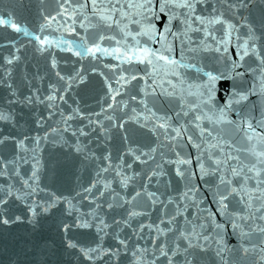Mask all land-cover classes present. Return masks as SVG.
<instances>
[{
	"label": "snow or ice",
	"instance_id": "obj_1",
	"mask_svg": "<svg viewBox=\"0 0 264 264\" xmlns=\"http://www.w3.org/2000/svg\"><path fill=\"white\" fill-rule=\"evenodd\" d=\"M217 2L225 11L237 17L239 10L247 8L253 0ZM57 7L59 11L56 15L43 17L45 23L40 25V32L43 33L46 26L57 22V16L61 17L64 24L61 26L57 22L58 26L75 34L76 38L57 42V48L71 53L79 61L87 59L103 63L105 58H110L118 62L104 64L113 73L111 78L105 77L104 81L106 94L112 100L107 107L111 109L113 105H118L123 110L127 102L118 104L116 97L131 88L135 89V94L129 91V99L137 101L139 97L137 103L143 109L136 116L127 118L133 120L138 125L137 128H128L125 126L126 121L114 119L113 116L105 117L111 122L109 128H105L98 120H89V125L99 124L106 139H111L109 133L112 128L123 129L121 146L127 155L140 163L147 162L141 157H152L129 146L133 137L141 130H146L157 142L163 137L169 142L171 153L175 157L166 159L165 163L174 165L175 176L184 182V190L177 191L175 198L169 197L167 202L158 201L156 193L141 189L151 206L160 202L165 203V206L174 204L175 208L172 213L163 212L164 218L160 220V224L166 223L169 227L138 224L139 230L146 226L149 229L155 228L156 236L152 237L153 259L147 261L145 256L148 249L137 245L131 251L134 259L129 264H157L159 257H163L166 264H177V259L179 264H207L210 251L216 258L215 264H236L234 259L225 255L226 246H222L221 238L224 224L213 219L215 213L203 217L193 213L194 219L185 215L192 206H196L201 214L206 211L199 208V201L196 199L199 187L191 183L196 172L189 168L193 163L191 154L184 152L189 146L196 152L195 163L200 179L212 189L217 211L226 218L225 224H230L233 232L240 237L243 252H249L243 241L253 233L260 234V243L264 245V8L251 19L237 17L238 22H234L225 17V11L218 10L209 0H77L75 3L73 0H63ZM81 16L83 19H80ZM77 23L84 29L83 35L77 31ZM0 27L29 35L27 28L11 18V13L7 16L0 15ZM233 37L235 51L229 55ZM34 40L40 46L37 48L40 52L46 51L53 44L48 36L34 35ZM210 56L215 57V63L209 60ZM4 59L6 64L11 65L19 57L12 55L11 58L6 56ZM249 60L251 64L247 62ZM217 64L220 66H216ZM51 66L53 69L57 67L54 56ZM92 71L95 72L96 68L92 67ZM55 75L60 81H65V76L59 71ZM245 75L250 76V83L244 81ZM85 79L79 70L73 69V74L67 76L65 91L71 87V83L84 84ZM229 81V87H222L223 83ZM8 87L11 88V84ZM12 94L15 95L14 92ZM250 97L256 99L250 100ZM57 98L64 100V96L58 95L55 90L45 97L49 108L54 107L52 102ZM26 99L29 103L32 102L31 97ZM242 102L250 105L246 111L238 110ZM78 111L73 109V112ZM132 111L135 113L136 109L133 108ZM233 114L235 119L232 118ZM79 115L84 116V113ZM72 118V114L63 117L65 125L70 127L68 121ZM0 119L7 117L0 115ZM36 123L39 124V120ZM76 132L84 137L89 135L85 126L74 131L73 136ZM241 133L240 139L235 140L234 137ZM9 139L15 142L17 149L24 144V140L2 137L0 145H6ZM34 139L38 143L40 137ZM82 150L81 147L76 148L78 153ZM137 151L139 155L136 154ZM155 151V147L149 149V152ZM161 155L163 157V153ZM91 156L106 161L107 164L100 171H108L112 157L107 148L102 156L96 157L95 153ZM119 158L123 160L124 156ZM8 163L11 161H5V167ZM38 163L34 164L29 177L34 184L23 180V184L31 189L23 196L25 201L32 197V202L26 209L30 214V222L36 223L41 214L56 212L61 203L66 205L63 211L67 215L71 216L73 211L78 212L71 199L35 183L39 180ZM71 163L73 162L53 161V181L56 170ZM125 167L131 168L132 165L125 163ZM157 167L161 168V172L153 174H163V165ZM6 174L0 172V175ZM116 175L121 176V173L117 171ZM128 179L123 177L122 184L126 186ZM97 183L98 181L93 180L82 191L91 193ZM105 187L108 185L105 184ZM141 191L134 190L132 198L139 197ZM2 192L0 207L5 211L0 212V224L8 225L13 222V217L7 214V206L9 198L14 194L11 186H7ZM40 192L45 193L46 198L37 200L36 195ZM100 195H103V191H100ZM15 199L20 200L21 196L16 195ZM107 207L113 209L122 205L109 203ZM141 215L146 213L129 211L122 219L113 218L112 224L117 226L115 239L118 245L115 249L103 248L100 244L85 248L72 240L67 241V247L78 249L86 260L94 261L108 256L116 264H120L121 249L125 255L129 249L127 240L119 237V229L121 226L131 228L130 218ZM14 219L20 221L21 216L17 215ZM94 219L97 234L111 227L104 219ZM205 224L215 232L214 242L217 247L214 250L211 248L213 233L208 231ZM92 226V221L82 219L79 215L72 223H65L61 219L58 224L64 232L71 228L87 229ZM167 233H172L174 240L169 241L166 237L164 242H160L158 238ZM251 247L255 249L257 245L252 244ZM260 252L257 261L264 264V247L260 248Z\"/></svg>",
	"mask_w": 264,
	"mask_h": 264
},
{
	"label": "water",
	"instance_id": "obj_2",
	"mask_svg": "<svg viewBox=\"0 0 264 264\" xmlns=\"http://www.w3.org/2000/svg\"><path fill=\"white\" fill-rule=\"evenodd\" d=\"M62 2L63 0H0V15L7 16L11 13V18L20 23L22 27L27 28L29 32V35L26 36L22 32L16 33L10 28L0 27V115L7 117V119H0V138L14 137L15 140H24V144L19 149L15 147V142L12 139H9L6 145H0V172L7 173L0 175V195L3 194L2 190L7 186L12 187L14 194L9 198L7 206V214L13 217V222L8 225L0 224V264H116V261L109 259L108 256L97 258L94 261L86 260L78 249L67 247V241L72 240L78 246L85 248L100 244L103 248L115 249L118 245L115 239L117 226L112 224V220L113 218H124L129 211L146 213V215L130 218L131 228L120 227L119 237L127 240L129 249L126 255L121 249L120 264H129V261L134 259L131 256V251L137 245L148 249L145 259L150 262L153 259L152 237L156 236L155 228L149 229L146 226L139 230L138 224H160V220L164 218L163 212L172 213L175 205L167 204L165 206V203L158 202L155 206H151L147 203V198L141 189L154 192L158 201L167 202L169 197L175 198L177 191L184 190V182L175 176L174 165L165 163L166 159L175 157L171 153L169 142L165 141L163 137L157 142L155 137L147 134L146 130H141L133 137L129 146L144 151L152 157V159H148L147 156L141 157L147 162L140 163L124 152L120 142V136L124 134L123 129L112 128L109 133L111 139H106L100 131L99 124L89 125V120H98L105 128H109L111 122L105 117L113 116L114 119L119 118L126 121L125 126L128 128H137L138 125L127 118L136 116L143 109L137 103L139 97H137V101L129 99V91L131 94H135V89L131 88L116 97L118 104L127 102L123 110L118 105H113L111 109L107 107L109 103H112V100L106 94L107 88L104 81L105 77L111 78L113 73L111 69L104 67V64L118 62L112 61L110 58H105L103 63L87 59L79 61V58L71 53L57 48V42L76 38L75 34L68 33L63 27L58 26V23L61 26L64 24L61 17L57 16L58 23L53 22L50 26H46L43 33L40 32V25L45 23L43 17L56 15V12L59 11L57 4ZM75 2L77 0H73V3ZM209 3L215 4L218 10L225 11L217 0H209ZM261 8H264V0H253V3L249 4L247 8L239 10L237 17L251 19L259 14ZM225 17L238 22L237 17H233L230 12L225 11ZM80 19H83V16ZM76 27L77 31L83 35L84 29L80 28L79 23ZM34 35L48 36L53 41L52 46L44 52L37 51L40 46L34 40ZM234 44L235 37H233V44L229 46V55L235 51ZM12 55L18 56L19 59L14 60L11 65L6 64L4 58L6 56L11 58ZM53 56L57 61L55 69L51 66ZM209 60L215 63V57L210 56ZM247 62L252 63L250 60ZM92 67L96 68L95 72L92 71ZM73 69L79 70L80 74L86 77L85 82L84 84L68 82L71 83V87L65 91L67 76L73 74ZM57 71L65 76V81H60L56 77ZM244 81L250 83V76L245 75ZM230 83V81L223 83L222 87L227 88ZM9 84H11V88L8 87ZM50 85L53 87L50 88ZM54 90L58 91V95H63L64 100L57 98L52 102L54 107L49 108V102L45 97L53 93ZM13 92L15 95L12 94ZM26 97H31L32 102L29 103ZM255 99V97H250V100ZM249 107L247 102H242L238 106V110L246 111ZM133 108L136 109L135 113L132 111ZM73 109L79 111L73 112ZM79 113H84V116ZM69 114H72L73 117L68 121L70 127L63 121V117ZM232 118L235 119L234 114ZM38 120L39 124L36 123ZM81 126H85V131L89 135L84 137L76 132V135L73 136L72 133ZM66 128L67 130H65ZM53 129L54 131H52ZM241 135L242 133L237 134L234 137L235 140L238 141ZM35 137H40L38 143L35 141ZM77 147H81L83 150L78 153ZM151 147H155L156 151L149 152ZM106 148L111 152L112 159L108 171L103 172L100 169L107 162L96 159L91 154L95 153L96 157H100ZM184 152L191 154L193 163L189 168L196 172L191 183L199 187V196L196 198L199 201V208L206 210L201 214L196 206H192L185 215L194 219L193 213L202 215V217L215 213L213 219L217 223L224 224L221 238L222 246H226L225 255L234 259L236 264H259L257 257L261 255L260 248L264 247L260 243L262 239L260 234L253 233L245 238L243 243L249 248V252L245 254L240 248L242 243L240 237L233 232L230 224H225L226 218L217 211V205L211 194L212 189L200 179L195 163V150L189 146L184 149ZM136 154L139 155V151ZM121 155L124 156L123 160L119 158ZM85 157L88 158L85 159ZM5 161H11V163L5 167ZM53 161H71L73 163L59 167L56 170L55 181H53ZM37 162H39L37 173L39 180L35 183H39L41 188H48L55 191L57 195L71 199L78 212L73 211L71 216L67 215L63 211L66 205L61 203L56 212L47 215L41 214L37 217L36 223L30 222V214L26 209L31 204L32 197H28L25 201L23 196L31 189L23 184V180H29L30 184H34V181L29 177ZM125 163L131 164L132 167L126 168ZM157 165H163V174H153L161 172V168H158ZM117 171L121 173V176L116 175ZM125 176L129 178L126 186L121 182ZM93 180L98 183L92 192L82 191ZM105 184L108 187H105ZM134 190L141 191V195L135 199L132 198ZM100 191H103L102 196ZM16 195H20L21 199H15ZM41 198H46L45 193L40 192L36 195L37 200ZM129 200L131 203H125ZM109 203L122 205V207L109 209L107 207ZM4 211L0 207V212ZM17 215L21 216L20 221L14 219ZM77 215L82 219L92 221L93 226L87 229L71 228L67 232L58 227L61 219L65 223H72ZM94 218L104 219L111 227L105 228L103 232L97 234ZM169 226L166 223L160 224L161 228ZM205 227L213 233L211 248L214 250L217 247L214 242L215 232L208 228L207 224ZM197 230L199 231V229ZM205 234L208 233L205 232ZM166 237L169 241L174 240L172 233H167L166 236H160L158 239L160 242H164ZM252 244L257 247L253 249ZM215 261L216 258L210 251L207 264H215ZM157 264H166V261L163 257H159ZM177 264H179L178 259Z\"/></svg>",
	"mask_w": 264,
	"mask_h": 264
}]
</instances>
